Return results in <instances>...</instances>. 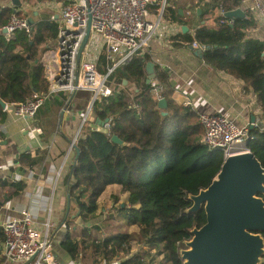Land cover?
Instances as JSON below:
<instances>
[{"label":"trees","instance_id":"16d2710c","mask_svg":"<svg viewBox=\"0 0 264 264\" xmlns=\"http://www.w3.org/2000/svg\"><path fill=\"white\" fill-rule=\"evenodd\" d=\"M25 1L32 5L42 2ZM241 2L209 0L200 18L206 21L209 15L216 14L218 7L229 11ZM12 14L13 9L0 3V27ZM164 19L187 25L172 4L166 8ZM216 22L210 26L198 24L194 32L181 33L182 44L190 46L197 42L206 46L203 55L206 63L242 80L245 88L256 95L264 118V42L247 39L245 29L251 23L246 19L230 23L221 16ZM58 25L54 20H34L30 33L17 30L12 39L0 32V99L9 104L20 103L31 99L35 92L48 91L42 58L49 42L58 36ZM151 60L148 53L136 55L113 70L108 77L113 94L96 101L93 106L100 120H110L109 132L87 128L85 123L76 143L78 152L64 178V185L71 204L81 211L85 225L92 224L88 228L84 226L83 238L67 236L60 243L62 250L75 260L90 256L95 264L112 263L116 259H120L118 264H183L179 253L183 241L192 237L195 226L206 222L204 208L186 213L192 203L189 195H195L211 183L221 169L224 153L219 149L211 150L203 143L205 128L199 112L178 103L165 72L156 67V81L162 83L167 101L165 108L159 107L152 91L154 82L147 83L146 65ZM99 70L108 73L106 55L100 59ZM78 94L87 96L88 102L91 99L89 92ZM71 97L60 93L53 101L63 108ZM38 112H42L41 107ZM7 116L0 103V122ZM115 134L123 144L111 140ZM247 145L264 166V125L250 130ZM41 159L21 154L19 163L34 167ZM116 184L129 196L117 209L131 229L91 238V230L101 229L94 223L100 215L99 199L108 186ZM23 188L22 181L16 184L9 177L0 178V208L5 189L12 196ZM4 241L5 232L0 227V248ZM133 245L140 249L145 246L148 257L144 258L141 250L132 253Z\"/></svg>","mask_w":264,"mask_h":264},{"label":"crops","instance_id":"0c3cea01","mask_svg":"<svg viewBox=\"0 0 264 264\" xmlns=\"http://www.w3.org/2000/svg\"><path fill=\"white\" fill-rule=\"evenodd\" d=\"M2 2L0 1V3ZM171 2L187 22L189 33L194 32L198 24L215 25L217 17H221L218 10L215 9L216 14L209 15L206 21L201 20L200 16L203 13L201 10L206 7V4L200 6L201 0H171ZM251 5L250 0L242 1L235 8H241L245 12V16L236 17L233 20L229 18L228 22L232 23L236 19L248 20L251 25L245 29L247 39H258L264 42V21L260 15L252 13ZM183 25L164 19L161 29L155 34L147 48V53L155 62L154 71L156 67H159L161 71L165 72L167 83L173 87V97L178 103L182 105L189 103L188 107L199 113L223 112L230 114L240 125H249L258 119L263 120L256 95L252 90L245 88L242 80L210 66L203 56L201 57L197 53V48H190L191 45L184 46L182 44L180 35L184 33ZM0 32L5 34L3 31ZM155 81L156 78L153 82ZM60 93L68 95L65 92H59L48 98L44 103L46 105L41 106L42 112L37 111L36 116H39V121L37 119L32 121L30 129L27 127V123L31 121L9 115L5 121L0 122V178L9 177L13 183L18 184L20 181L24 183V188L17 195L9 196L7 189L2 192L0 227L3 228L6 220L19 218L22 216L23 210L32 208L37 216V226H40L41 221L49 217L54 232L52 241L54 253L58 258H65L68 253L62 250L61 241L67 236L73 239L83 238L84 226L88 228L92 222L85 225L80 216L81 211L78 206L71 204L69 193L64 185V178L70 172V166L76 155L74 150L69 151L70 144L77 134H83L85 123H82V117L87 103L76 102L74 105L76 97L74 95L66 107L59 108L53 100ZM99 121L100 119L93 112L85 126L90 129L100 128ZM53 125L57 128H52ZM36 126L42 130V134L38 135L32 130ZM21 154L42 159L34 167L22 166L19 163ZM59 172L60 176L57 177ZM120 188L118 184L110 185L101 195L99 199L100 215L94 222L99 227L103 221L123 218L117 206H123L129 196L127 193H123ZM129 229L131 228L129 227ZM112 230L104 227L98 231L91 230V238L110 236L108 233ZM132 248V253L141 250L140 254L144 258L148 257V249L145 246L140 249L138 245H133ZM2 250L3 246L0 248L1 264H13L6 258H2ZM73 260L76 264H95L90 256ZM118 261L120 262V259ZM22 264L31 263L28 261ZM100 264L109 263L101 262Z\"/></svg>","mask_w":264,"mask_h":264},{"label":"built area","instance_id":"2783aa9c","mask_svg":"<svg viewBox=\"0 0 264 264\" xmlns=\"http://www.w3.org/2000/svg\"><path fill=\"white\" fill-rule=\"evenodd\" d=\"M250 1L252 13L260 15L264 21V0ZM21 2L20 6L13 4L11 0L2 2L3 7L13 9L9 21L0 27V31L6 29L4 36L7 39H12L17 30L30 33L32 29L31 18L22 9L23 5L31 4L25 0ZM208 2L209 0H201L200 6ZM56 4L60 5L59 11L51 19L60 21L58 44L53 50H46L42 58L49 81L48 92H35L25 102L5 103L2 107L3 112L9 116L31 121L27 123L29 129L32 121L36 119L38 109L48 98L59 92L70 96L78 92L91 93L82 117V123H86L93 113L94 103L113 94L108 85V77L113 70L132 60L134 56L147 53L151 40L161 29L165 10L170 6L171 0H65ZM18 12L21 14L18 15ZM226 12L221 6L218 8L219 15L225 17ZM33 18L38 20L41 17ZM89 21L90 35L78 62L79 50L87 35ZM191 45L203 52L206 49V46L197 42ZM103 55H106V74L99 70ZM152 91L158 101L164 98V87L160 82H154ZM188 105L186 103L184 106ZM199 118L205 128L203 143L211 150L223 151L224 158L233 153L249 151L247 142L251 127L263 128L264 125V119H258L249 125H240L233 116L223 112H201ZM97 129L109 132L110 120ZM32 130L38 135L42 134L38 126ZM80 137L81 133L75 136L69 151L73 150ZM59 176L60 172L57 177ZM22 212L21 217L8 219L3 224L5 241L2 251L6 260L13 264L28 261L31 264H76L68 254L65 258L56 257L49 217L37 226V216L32 208ZM118 260L109 264H118Z\"/></svg>","mask_w":264,"mask_h":264},{"label":"water","instance_id":"95a60500","mask_svg":"<svg viewBox=\"0 0 264 264\" xmlns=\"http://www.w3.org/2000/svg\"><path fill=\"white\" fill-rule=\"evenodd\" d=\"M11 1L17 6L22 4L21 0ZM244 16L241 8L230 9L225 14L227 19L232 20ZM33 22L34 18H31L30 23ZM90 27L91 21L79 50L78 62L89 38ZM182 31L187 33L188 27L183 25ZM3 33H6V29ZM197 53L203 56L202 50L197 49ZM154 68L153 60L147 63V83L157 76ZM0 103L4 107L6 102L0 99ZM166 103V99L162 98L158 105L163 109ZM99 122L103 126L109 119ZM111 140L123 144L116 134ZM73 150L78 152L76 145ZM220 167L206 188L189 195L192 203L186 213H195L204 208L206 222L200 227L195 226L192 237L183 241L184 246L179 250L183 264H263L264 166L249 150L225 157Z\"/></svg>","mask_w":264,"mask_h":264},{"label":"rangeland","instance_id":"374dc122","mask_svg":"<svg viewBox=\"0 0 264 264\" xmlns=\"http://www.w3.org/2000/svg\"><path fill=\"white\" fill-rule=\"evenodd\" d=\"M3 1H7V0H3ZM65 0H42V2L39 3H34L33 5H23L22 9L26 12V14L29 16V18H33V17H37L40 16L41 18L38 19L37 21L41 20V21H57L58 25V30H59V26H60V21L56 20V19H51V17L53 16L54 13H56V11H59L60 5L58 6V4H56L57 2H64ZM59 36V34H58ZM58 36L53 38V40H51V42H49L50 44L48 45V49L53 50L54 48L57 47L58 44ZM75 99H74V105L76 104V102H83L84 104L88 103V98L87 96L84 95H80L77 93V95L75 94ZM87 106V105H86ZM85 111V110H84ZM117 197V196H116ZM118 198V197H117ZM101 227L104 228H111L113 229L112 231H110L108 234L110 236L117 234L118 232H126L129 231V227L126 225L124 218H117L114 220H106L103 221L100 224ZM52 241H53V236H52ZM184 245H182L183 247ZM147 254V253H145Z\"/></svg>","mask_w":264,"mask_h":264},{"label":"flooded vegetation","instance_id":"af4514ba","mask_svg":"<svg viewBox=\"0 0 264 264\" xmlns=\"http://www.w3.org/2000/svg\"><path fill=\"white\" fill-rule=\"evenodd\" d=\"M264 119V118H263Z\"/></svg>","mask_w":264,"mask_h":264}]
</instances>
